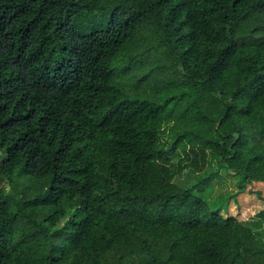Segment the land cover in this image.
Masks as SVG:
<instances>
[{"label": "trees", "instance_id": "trees-1", "mask_svg": "<svg viewBox=\"0 0 264 264\" xmlns=\"http://www.w3.org/2000/svg\"><path fill=\"white\" fill-rule=\"evenodd\" d=\"M209 154L264 184V0H0V264H264Z\"/></svg>", "mask_w": 264, "mask_h": 264}, {"label": "rangeland", "instance_id": "rangeland-1", "mask_svg": "<svg viewBox=\"0 0 264 264\" xmlns=\"http://www.w3.org/2000/svg\"><path fill=\"white\" fill-rule=\"evenodd\" d=\"M173 138L174 134L169 131L161 136L164 149L169 151L166 158L170 159V164L178 161L176 155L180 151V147L174 148ZM179 176L186 186L197 183L200 176L208 178L202 185L208 200L215 201L218 205H214L219 206V211L225 216L235 215L253 227L257 237L264 243V184H251L242 189L239 177L226 174L210 154L203 159L198 169L187 166Z\"/></svg>", "mask_w": 264, "mask_h": 264}]
</instances>
